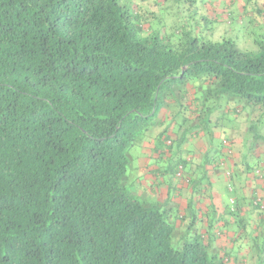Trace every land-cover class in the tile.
<instances>
[{"label":"trees","instance_id":"16d2710c","mask_svg":"<svg viewBox=\"0 0 264 264\" xmlns=\"http://www.w3.org/2000/svg\"><path fill=\"white\" fill-rule=\"evenodd\" d=\"M224 4L0 0V264H227L200 234L175 247L185 215L133 190L129 156L171 110L147 167L182 176L174 141L264 110V25L253 50L215 36Z\"/></svg>","mask_w":264,"mask_h":264},{"label":"crops","instance_id":"0c3cea01","mask_svg":"<svg viewBox=\"0 0 264 264\" xmlns=\"http://www.w3.org/2000/svg\"><path fill=\"white\" fill-rule=\"evenodd\" d=\"M225 8L227 13L229 14L232 12L231 15L233 16V3L229 2ZM220 10L223 11L225 9L220 8ZM243 13V9L240 10V15ZM170 113L171 110L168 111L166 109L159 114L161 123L157 127V130H155L157 131L156 135H158L165 127L162 123V121L165 120L163 118L167 117L170 119ZM242 113L244 114L246 111L237 107L233 102L229 103L212 114L210 125L203 127L200 131L189 133L187 135V140L182 146H180V148H178L176 142L169 157L171 155H180L181 158L184 159V156H186L188 159L185 160L184 169H187L188 163H190V168L187 169V177L183 179L177 187L173 188L171 173L168 174V176H170L169 180L166 179L167 177L165 175L161 174V171H165V167L157 165V172L159 169L161 170L158 172L157 176H154L147 167L149 164V155H151L152 149L154 148V142L148 147L146 141L152 136L144 142V155L140 159L137 167L138 169L141 164L140 162L144 161L148 168H146L147 172L140 177H135L134 173V179H136L134 185L135 189H138L139 185L146 184L145 186H149L150 188L149 197L157 196V198L163 202L168 200L170 206L174 209L173 212L179 210V213H183L187 211L192 215V210L190 209L191 205H193L196 214L199 210L201 215H199L200 217L198 221L200 222L201 230L205 235L204 239L206 244L210 249H213V253H217L218 250H223V255L228 251V248H231L232 251V248H235L236 246L238 251L237 254L240 255V248L242 246L241 244H238V239L236 240L237 233L234 232L235 229L234 226H232L234 221H228L229 217L226 216L225 219L221 217V215H224L227 212L221 211L217 193L209 184H207L210 182L208 179L209 175H211L217 168L224 167L229 169L231 175L229 176L226 174L229 179L228 187L229 185H232V188L234 187L244 202L249 201L250 198L253 199L257 195H259L260 199L264 201V171H262L263 174H260V170L264 167V162L261 163L259 160L257 161L258 163H256L259 166L255 164L256 158L260 157V155L262 157L264 156V149L259 148L260 144H258V142L261 143V140H264V133L255 132L257 128H254V122H250L241 132L242 136L237 138L235 135V129H232L231 126L226 124L227 121L230 123L234 122ZM251 113L253 112L248 111L246 113L245 120H248L247 116ZM172 114L174 115V113ZM193 116L194 115H192L191 118ZM224 129L229 130L230 133L227 134ZM179 135V133L177 135L175 134V137L179 138ZM216 136H220V140H218L217 143L215 142ZM155 137H153V140ZM225 140L228 142L227 144L225 143ZM249 141L250 143L256 144L259 154L252 153L248 150ZM261 145L264 148V144ZM147 149H149V151H147ZM174 161L176 162L177 159H174ZM260 166H262V168ZM149 174H152L153 178H151ZM171 197H173V199H171ZM214 197L216 198V201H214ZM214 204H217L219 214L214 219H211L214 222L211 220L207 221L205 215H213L215 210L212 207ZM259 218L263 220L264 215L261 214ZM228 224L230 225L228 226ZM177 226L180 225L177 223ZM230 226L232 227L228 228ZM181 227H184L183 224H181ZM222 228H224V230L228 229V231L225 233L221 230ZM225 257H227V255H225ZM229 260L231 259L229 258Z\"/></svg>","mask_w":264,"mask_h":264},{"label":"rangeland","instance_id":"374dc122","mask_svg":"<svg viewBox=\"0 0 264 264\" xmlns=\"http://www.w3.org/2000/svg\"><path fill=\"white\" fill-rule=\"evenodd\" d=\"M223 1V0H222ZM225 4L223 6H227V4L229 2H233L232 0H224ZM235 2H233V18H229V14L226 11H223V17L224 20H222V22H217L214 24V33L215 36H221V35H226L229 37H233L234 39H236L239 47H241L242 49H246V50H253L257 47L256 43L254 42V37L258 36L259 32L257 31V29H260V26L264 25V0H234ZM246 9L249 10L250 13H252V22L249 21V17H242L240 15V10L242 9ZM264 110L262 109H257L256 111H254L251 114H247L248 116V120H245L246 117V113H242L241 115H239L236 120L232 123L228 122L226 124H228V126H231V128L235 129V135L237 136V138H240L242 136V131L243 129H245L250 122H254V128L256 129L255 132L258 133H264ZM224 124V125H226ZM224 131L229 134V130L224 129ZM157 134V131H155L152 134V137L149 138L146 141V145L148 147H150L152 145V143L154 142L153 137H155V135ZM226 134V135H227ZM171 138L173 140L176 139L175 134L171 133ZM251 135V134H250ZM218 140H220V136H216L215 138V142L217 143ZM176 142H173V145L175 146ZM259 148H262L261 144H264V140H261V143L258 142ZM144 141L138 143L129 153L130 156V160H131V164H130V171L135 173V177H140L142 176L145 172H147V167H146V162L142 161L140 162V166L138 167L139 161L140 159L143 157L144 152ZM146 147V148H148ZM248 150L252 153H258V148L256 146V144L254 143H250L249 141V146H248ZM147 151H149V149H147ZM257 154V155H258ZM155 156L152 159H149V162H154ZM188 158L186 156H184V160H187ZM261 161V163L264 162V156L262 157L260 155V157L255 159V164L258 163L257 161ZM155 163H151V165H153ZM254 164V165H255ZM257 166H259L258 164H256ZM155 168V166H152ZM262 168V166H260ZM190 168V163H188L187 169ZM187 169L182 170V176H177L172 174L171 179H172V184H173V188L177 187L182 181L183 179H185L187 177ZM229 171V169H226L224 167L222 168H217L211 175H209L208 179H209V184L213 190H215V192L217 193L218 197H219V206L221 211H226L227 213L224 215H221V217H223L225 219L226 217H229L228 221H234V223L232 224V226H234L235 229V233H237V238L238 239V244H241V248H240V255L237 254V246L235 248H228V251L225 252L224 256L227 255V264H264V219L261 220L259 218V216L261 214L264 215V206L261 205V203L256 204V201L259 200V195L255 196L253 199L250 198L249 201L244 202L241 197L239 196V194L237 193V191L234 189V187L232 188V185H229L228 187V178L227 172ZM264 171V167L260 170V174H263ZM230 172V171H229ZM151 178L152 174H149ZM148 175V176H149ZM134 178V177H133ZM167 180L170 179V176H167L166 178ZM144 185H139L138 187V193H141L142 196L144 195L145 197H149L150 194V188L149 186H145ZM135 186H134V189ZM141 196V197H142ZM143 196V197H144ZM171 199H173V197H171ZM214 201H216V198L214 197ZM247 205V206H245ZM217 204H214V206L212 207L215 211L213 213V215L211 214H207L205 215V218L207 221H210L211 219H214L219 213H218V206ZM176 209V208H175ZM248 209V210H247ZM247 210V211H246ZM196 213V211H195ZM183 215H185V219H181L180 217H178V219L176 220L177 223L179 225L183 224L184 227H181L180 229V239L183 237L182 241H177L175 242V247H180V245L182 244V242L184 241V239L190 238L192 239V237L195 236V234H200L201 235V239L205 240V235L201 230V224H199L200 222L199 220V215L200 212L199 210L197 211L196 214V218H193V216L188 213L187 211L182 213ZM222 214V213H221ZM176 215V211L175 213H173V216ZM191 219V220H189ZM195 219V220H194ZM189 220V221H188ZM193 223V227L191 229V231L187 234V228ZM213 221V220H211ZM214 222V221H213ZM230 224H228L229 226ZM232 226L228 227L231 228ZM223 232H227V230H224V228L221 229ZM185 232V233H184ZM184 233V234H183ZM183 234V235H182ZM179 239V240H180ZM178 244V245H177ZM209 247V246H208ZM210 249V247H209ZM234 249V251H233ZM210 251L212 252L213 249H210ZM223 250H218L217 254L219 257L223 256ZM229 258L231 260H229Z\"/></svg>","mask_w":264,"mask_h":264},{"label":"built area","instance_id":"2783aa9c","mask_svg":"<svg viewBox=\"0 0 264 264\" xmlns=\"http://www.w3.org/2000/svg\"><path fill=\"white\" fill-rule=\"evenodd\" d=\"M225 143L227 144L228 142L225 140ZM178 175H180V172L178 173ZM228 175L230 176L231 172H228ZM259 203H261V205L264 206V201L260 198H259V200L256 201V204H259Z\"/></svg>","mask_w":264,"mask_h":264}]
</instances>
